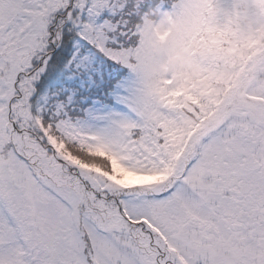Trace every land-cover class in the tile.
<instances>
[{"label": "snow or ice", "instance_id": "snow-or-ice-1", "mask_svg": "<svg viewBox=\"0 0 264 264\" xmlns=\"http://www.w3.org/2000/svg\"><path fill=\"white\" fill-rule=\"evenodd\" d=\"M69 39L103 125L34 106ZM0 264H264V0H0Z\"/></svg>", "mask_w": 264, "mask_h": 264}, {"label": "rangeland", "instance_id": "rangeland-1", "mask_svg": "<svg viewBox=\"0 0 264 264\" xmlns=\"http://www.w3.org/2000/svg\"><path fill=\"white\" fill-rule=\"evenodd\" d=\"M77 47L75 41L65 75L59 78L56 86L38 93L37 86L42 85L41 78H44L46 71L41 74L36 82L34 106L37 109L42 108L49 115H55L57 109L63 105L64 114L84 126L103 125L106 123L103 117L127 110L119 97L126 94V86L130 84L132 74L126 67L111 61L96 50L86 53L89 60L79 64V60L73 58ZM119 74L123 76L121 79ZM111 82L115 84L114 88L110 87ZM111 96L115 100L112 104L105 101Z\"/></svg>", "mask_w": 264, "mask_h": 264}, {"label": "trees", "instance_id": "trees-1", "mask_svg": "<svg viewBox=\"0 0 264 264\" xmlns=\"http://www.w3.org/2000/svg\"><path fill=\"white\" fill-rule=\"evenodd\" d=\"M75 46V40L69 39L66 44L61 45L62 49H65L64 52L57 51L53 60L49 61V64L46 68V72L43 75L44 78H41V86H37L38 93H40L43 89H52L56 86L59 78L65 75L67 61L70 58L73 49ZM120 75V74H119ZM123 76L120 75V79ZM115 80V79H114ZM114 83L111 82V88H114ZM104 100V99H103ZM107 103L112 104L115 100L111 96V98L105 100Z\"/></svg>", "mask_w": 264, "mask_h": 264}, {"label": "clouds", "instance_id": "clouds-1", "mask_svg": "<svg viewBox=\"0 0 264 264\" xmlns=\"http://www.w3.org/2000/svg\"><path fill=\"white\" fill-rule=\"evenodd\" d=\"M166 9L157 13L159 19H153L151 16L148 17V22L154 26L160 27L161 29L166 28V20L165 17L167 15Z\"/></svg>", "mask_w": 264, "mask_h": 264}]
</instances>
